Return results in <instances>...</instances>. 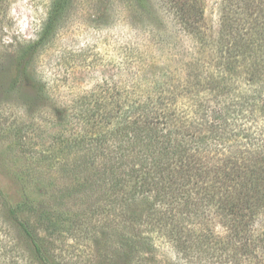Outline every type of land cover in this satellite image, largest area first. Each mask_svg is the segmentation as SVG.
<instances>
[{"label":"trees","instance_id":"1","mask_svg":"<svg viewBox=\"0 0 264 264\" xmlns=\"http://www.w3.org/2000/svg\"><path fill=\"white\" fill-rule=\"evenodd\" d=\"M152 1L126 4L143 19L155 12L136 64L145 77L95 85L74 110L80 133L56 132L26 156L35 175L26 182L38 180L47 201L36 204L26 190L12 201L0 187V264H75L68 239L86 237L80 215L60 211L68 198L88 203L97 264H148L147 233L176 236V221L190 223L193 209L264 217V0H221L216 32L201 0ZM74 2L51 0L34 42L0 47V145H30L3 118L9 95L51 123L63 120L28 66ZM136 219L149 223L146 234L130 227Z\"/></svg>","mask_w":264,"mask_h":264},{"label":"rangeland","instance_id":"2","mask_svg":"<svg viewBox=\"0 0 264 264\" xmlns=\"http://www.w3.org/2000/svg\"><path fill=\"white\" fill-rule=\"evenodd\" d=\"M50 1L0 0V47L10 52L34 42L46 20ZM201 2L206 21L216 32L221 0ZM127 3L128 0H75L53 39L38 50L29 64L33 77L49 89L51 98L47 105H54L55 117H63L61 122L51 123L52 116L49 119L44 111L25 107L24 100L16 94L2 98V103L6 101L3 118L11 123L10 127H15L13 131L23 128L19 135L28 136L30 142L29 148L22 151L11 143L0 145V187L10 200L20 199L26 190L36 204L42 199L43 203L47 201L43 190L35 189L38 180L35 186L26 182V179H35L26 156L31 151H41V145L56 132L80 133L81 125L74 110L89 90L97 84L110 88L145 77L141 71L139 75L136 73L137 58L151 43L148 29L151 13L155 12L147 11L148 16L143 19L139 10L128 11ZM61 180L59 184L65 181ZM64 207L60 209L62 213L80 215L79 228L86 237L68 239V244L76 248L73 261L97 264L98 251L94 242L88 241V203L81 197L68 198ZM241 214L244 220H234L225 211L208 205L193 209L190 223L176 221V236L166 231L148 232L153 238V252L145 255L150 257L148 264H264V217ZM95 217L89 227L95 223V228L98 227L99 218ZM130 224L134 232L146 234L150 230L145 219H136Z\"/></svg>","mask_w":264,"mask_h":264},{"label":"clouds","instance_id":"3","mask_svg":"<svg viewBox=\"0 0 264 264\" xmlns=\"http://www.w3.org/2000/svg\"><path fill=\"white\" fill-rule=\"evenodd\" d=\"M54 118V117H53Z\"/></svg>","mask_w":264,"mask_h":264}]
</instances>
